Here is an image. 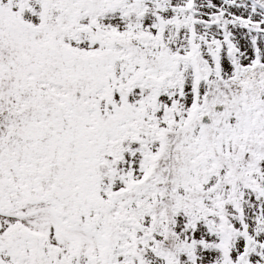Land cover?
<instances>
[{"label":"snow or ice","instance_id":"snow-or-ice-1","mask_svg":"<svg viewBox=\"0 0 264 264\" xmlns=\"http://www.w3.org/2000/svg\"><path fill=\"white\" fill-rule=\"evenodd\" d=\"M0 264H264V0H0Z\"/></svg>","mask_w":264,"mask_h":264}]
</instances>
